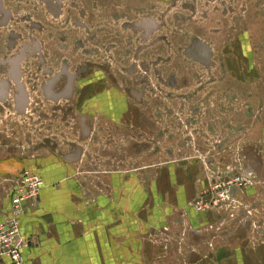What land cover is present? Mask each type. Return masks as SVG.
Instances as JSON below:
<instances>
[{
	"label": "rangeland",
	"instance_id": "374dc122",
	"mask_svg": "<svg viewBox=\"0 0 264 264\" xmlns=\"http://www.w3.org/2000/svg\"><path fill=\"white\" fill-rule=\"evenodd\" d=\"M49 153L86 176L191 168L211 239H264V0H0V211Z\"/></svg>",
	"mask_w": 264,
	"mask_h": 264
},
{
	"label": "crops",
	"instance_id": "0c3cea01",
	"mask_svg": "<svg viewBox=\"0 0 264 264\" xmlns=\"http://www.w3.org/2000/svg\"><path fill=\"white\" fill-rule=\"evenodd\" d=\"M96 100L103 115V109H125L120 94ZM26 161L43 185L20 217L31 240L21 264H264V239L213 240L206 222H197L189 206L198 188L191 168L94 170L86 176L68 156Z\"/></svg>",
	"mask_w": 264,
	"mask_h": 264
},
{
	"label": "built area",
	"instance_id": "2783aa9c",
	"mask_svg": "<svg viewBox=\"0 0 264 264\" xmlns=\"http://www.w3.org/2000/svg\"><path fill=\"white\" fill-rule=\"evenodd\" d=\"M246 177L245 175H234L221 187L225 185L227 188L245 186L248 182ZM42 185V177L29 169H24L11 185L8 192L7 212L1 214L3 217L0 219V264H6L2 262L5 259L8 260L7 264L22 263V252L30 246L31 240L21 231L20 217L25 212L26 206L37 202ZM203 194L205 195L207 192H203ZM208 204L210 203L203 202L201 199L196 202V207L199 211L201 209L204 211L208 208Z\"/></svg>",
	"mask_w": 264,
	"mask_h": 264
},
{
	"label": "flooded vegetation",
	"instance_id": "af4514ba",
	"mask_svg": "<svg viewBox=\"0 0 264 264\" xmlns=\"http://www.w3.org/2000/svg\"><path fill=\"white\" fill-rule=\"evenodd\" d=\"M10 65H12V62L10 63ZM6 93H7L6 96H8V95H9V92H6ZM17 98H18L19 100H20V99H23V100L26 99L25 96H23V95H18ZM17 98H16V99H17Z\"/></svg>",
	"mask_w": 264,
	"mask_h": 264
}]
</instances>
